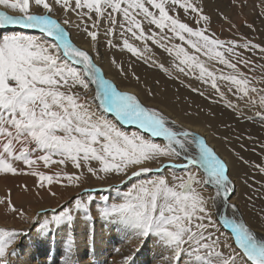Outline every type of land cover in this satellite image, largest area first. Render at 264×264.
<instances>
[{
    "label": "snow or ice",
    "instance_id": "snow-or-ice-1",
    "mask_svg": "<svg viewBox=\"0 0 264 264\" xmlns=\"http://www.w3.org/2000/svg\"><path fill=\"white\" fill-rule=\"evenodd\" d=\"M230 2L247 7L245 0ZM217 15L231 38L213 30L202 0H0V177L31 176L33 185L15 190L27 195L35 188L41 200V193L58 198L53 185L77 190L46 215L6 189L0 264H30L18 247L21 237L34 231L43 243L57 230L64 232L60 264H81L75 229L81 218L90 225L97 216L139 241L121 253L120 264H136L149 240L162 249L160 264H264V139L236 136L241 150L259 157L250 160L229 136L214 137L246 169L234 174L204 133L159 107L164 101L156 91L142 89L157 102L147 104L108 78L101 64V48L126 51L130 59H109L123 80L140 85L135 67L143 64L264 128V42L237 36L230 17ZM244 27L256 31L247 20ZM80 35L86 47L75 42ZM201 113L215 117L211 109L195 115ZM192 115L184 110L185 118ZM121 124L140 131L128 133ZM90 178L131 186L121 202L102 197L98 207L91 194L80 197L94 190L85 187ZM83 234L94 242L90 227Z\"/></svg>",
    "mask_w": 264,
    "mask_h": 264
},
{
    "label": "bare ground",
    "instance_id": "bare-ground-1",
    "mask_svg": "<svg viewBox=\"0 0 264 264\" xmlns=\"http://www.w3.org/2000/svg\"><path fill=\"white\" fill-rule=\"evenodd\" d=\"M214 1L215 0H202L205 12L209 10ZM245 2L247 7L238 8L236 10L229 9L227 13L232 16V21L237 25L238 30L242 27V20L253 23L256 31L254 33L250 31L248 36H251L257 42H264V16L254 15L255 7L253 4L250 3V0H245ZM212 28L222 39L231 38V33L222 34L227 28L223 29V31L213 26ZM22 31L26 34H36L31 30ZM238 32H236L237 36L240 35ZM75 42L81 46H87L82 35L77 36ZM176 43L180 42L176 41ZM101 52L104 53L101 64L107 71L108 78L114 79L122 89L139 93L140 97L144 99L147 104H154L157 102L146 97L142 89L147 87L156 91L159 99L164 101V103L159 104V107L164 108L165 111L172 116L183 120L184 123L190 124L194 129L204 133L210 144L229 161L234 174L242 173L246 171V169L227 151L225 142H223L222 139L214 137L229 136L231 139V147H234L236 151L240 152L246 159L257 160L259 158L247 151L241 150L239 143L236 142V136L238 135H252L264 139V128H262L259 123L246 121L240 117L239 113L234 115L232 111L223 104L211 103L203 97L198 96L196 93L191 92V90L185 87L179 80H172L162 72L143 64L138 63L135 67L137 75H139L142 80L140 85H137L134 80L125 81L122 77L117 75L114 68L109 66V59L111 55H115L120 59H130V54L126 51L121 53L119 50L108 53L104 48H101ZM169 61H171V57H169ZM157 81H159L158 84L156 83ZM186 83H191L193 87H200L199 82L195 80L186 81ZM189 105H191V107H188ZM200 108H203L205 112L211 109L215 113V117L209 119L203 113L197 117L195 113L199 111ZM185 109L193 114L192 117H184ZM108 117L109 119H114V114H108ZM117 123L119 122L117 121ZM208 124H211L212 127L209 128L207 126ZM224 125H230L231 127L226 128ZM120 127L128 133L139 131L137 126L134 125H120ZM241 142L245 145L250 143L247 139ZM41 168L42 170L48 171L47 169H43L42 165ZM55 170L58 171L59 168H55ZM65 170L69 172L74 171L71 166H68ZM19 183H27L31 186L34 184V179L31 176L0 177V195H3L6 189L12 188L17 202L25 203L32 211L41 208L47 209L46 215L54 214L53 209H55L58 204H61V200L69 198L71 196L70 194L77 191L76 189H65L59 185H53L52 190L57 192L58 198H52L47 194L41 193V195L44 196L41 200L35 196V188H33V193L27 195L17 193L15 185ZM110 184H114L116 187L109 190ZM130 186L131 182L128 185H124L121 184L119 180L101 182L97 181L95 178H90L85 187H90L94 190L91 191V193L83 191H80V193H85L83 196L86 199L88 195L91 194L95 197V205L99 207L104 205L105 202L101 198L107 197L106 194H112L109 203L121 202L123 194L119 193V191L127 192ZM237 187L239 188V185H237ZM117 189H119V191H117ZM0 222H3V220L0 219ZM9 223H11V221H9ZM19 226L26 229L29 225L21 224ZM86 226L90 227L93 231V243H89L85 240L83 230ZM75 235L80 243L79 259L81 264H120L122 260L121 253H127L139 243V241L126 238L121 226L115 222L104 220L98 216L94 218L90 225H86L83 218H81L75 229ZM63 237L64 232L62 230H57L53 232L46 241L40 243L38 242L36 233L31 231L30 234L21 237L18 243L19 249L25 254L22 259H28V254H30V264H60L63 255ZM116 249H120V252H117ZM161 251L162 249L157 246L154 240H149L136 255V264H160L159 257Z\"/></svg>",
    "mask_w": 264,
    "mask_h": 264
},
{
    "label": "rangeland",
    "instance_id": "rangeland-1",
    "mask_svg": "<svg viewBox=\"0 0 264 264\" xmlns=\"http://www.w3.org/2000/svg\"><path fill=\"white\" fill-rule=\"evenodd\" d=\"M250 3L253 4V6L255 7V13L254 15H260L261 12H264V8L260 7V0H250ZM238 8H242V7H237L235 4L231 3L230 0H215L214 3L212 4V6L209 8V10L206 11V13H208L211 17H212V26L215 28H227L226 31H224L222 34H226L229 33L228 31V24L223 21L218 15V12H223L225 15L229 16L231 20H233L232 16H230L227 13V10L231 9V10H236ZM244 21L242 20V27L239 30L238 34H244V35H249L250 34V30L247 29L246 27H244ZM233 22V21H232ZM113 115V114H112ZM122 125V124H121ZM138 130V129H137ZM140 131V130H139ZM147 135V134H145ZM112 188H109V190H111ZM126 191H119V193L123 194ZM76 191L73 192L72 194H70L71 196L75 195ZM83 195L80 193V197L82 196L84 199H86ZM70 196V197H71ZM107 198H108V203L110 202V198H112V194H106ZM68 199V198H67ZM66 199H62L61 204L65 201ZM29 229V226L26 228ZM84 231V230H83Z\"/></svg>",
    "mask_w": 264,
    "mask_h": 264
}]
</instances>
